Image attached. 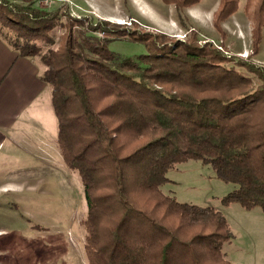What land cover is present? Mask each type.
<instances>
[{
	"label": "trees",
	"instance_id": "obj_1",
	"mask_svg": "<svg viewBox=\"0 0 264 264\" xmlns=\"http://www.w3.org/2000/svg\"><path fill=\"white\" fill-rule=\"evenodd\" d=\"M257 3L256 33L264 25V0ZM236 9L237 0H223L219 13ZM85 20L0 0L2 39L44 65L57 148L86 201L87 264H231L221 248L232 238L224 215L161 186L177 164L200 161L236 186L223 205L264 212V68L236 61L259 78L253 86L217 49L161 36L137 37L145 53L120 58L108 39L85 33L114 30ZM57 27L65 30L53 47Z\"/></svg>",
	"mask_w": 264,
	"mask_h": 264
},
{
	"label": "rangeland",
	"instance_id": "obj_2",
	"mask_svg": "<svg viewBox=\"0 0 264 264\" xmlns=\"http://www.w3.org/2000/svg\"><path fill=\"white\" fill-rule=\"evenodd\" d=\"M11 1L67 11L82 20L83 27L88 26V17L94 23L104 21L114 32L85 33L108 39L106 47L120 58L135 60L145 53V44L137 37L161 36L158 39L192 48L217 49L231 59L227 67L248 77L253 86L261 84L255 74L236 65L241 59L264 68V25L257 33L255 27L259 0H237V9L226 15L219 13L223 0ZM64 30L57 27L50 33L53 47ZM29 60L37 62L39 57ZM35 67L41 77L44 65L40 62ZM27 83L28 106L9 127L12 139L0 140V264H87L80 224L86 201L78 175L65 167L57 148L50 87L41 78L39 89L37 81L34 86ZM166 176L163 193L178 202L213 207L224 215L232 238L221 248L231 264H264V212L259 207L244 209L236 202L223 205L221 199L236 188L233 183L216 178L209 165L196 160L177 164Z\"/></svg>",
	"mask_w": 264,
	"mask_h": 264
},
{
	"label": "crops",
	"instance_id": "obj_3",
	"mask_svg": "<svg viewBox=\"0 0 264 264\" xmlns=\"http://www.w3.org/2000/svg\"><path fill=\"white\" fill-rule=\"evenodd\" d=\"M36 63L39 67L40 60L35 62L18 55V52L13 50L0 36V140L12 139L8 132L9 127L14 126L18 117L28 106V100L25 98L28 92L25 88L27 81L30 80L27 86L31 84L34 86V82L37 81V89H39L41 77L36 74ZM19 86L21 90L18 89ZM34 94V91L29 93L32 96ZM32 108L34 109L33 104ZM34 148L33 145L31 150ZM37 150H39L38 145Z\"/></svg>",
	"mask_w": 264,
	"mask_h": 264
}]
</instances>
